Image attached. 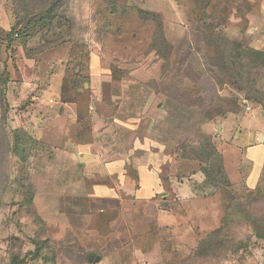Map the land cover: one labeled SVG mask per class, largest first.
Wrapping results in <instances>:
<instances>
[{"label": "rangeland", "instance_id": "374dc122", "mask_svg": "<svg viewBox=\"0 0 264 264\" xmlns=\"http://www.w3.org/2000/svg\"><path fill=\"white\" fill-rule=\"evenodd\" d=\"M26 1L0 0V264H13L15 257L21 264H264V165L257 185H247L249 149L264 150V58H244L242 49L264 53V0H172L176 26L184 32L177 45L167 40L164 16L149 10L154 0H63L58 16L67 19L56 32L60 37L38 35L25 50L24 40L14 36L7 47L5 34L27 7L51 0ZM92 53L115 78L131 82L127 95L142 99L139 106V100L119 105V129L95 131L100 123L94 112L111 109L95 103L103 94L91 85ZM178 96L194 107L169 110V101L178 108ZM74 109L86 114L81 134H92L98 145L117 133L127 135L130 147L135 128L156 142L154 125L174 128L173 147L160 145L159 170L167 185L158 202L161 210L184 214L190 231L151 224L144 209L130 206L119 226L127 230V244L113 237L87 246L78 234L51 226L62 206L79 203L71 197L108 183L118 171L95 174L78 155L62 152L76 151L73 142L62 141L69 123L63 116ZM99 151L111 159L109 149ZM129 176L137 179L133 168ZM183 186L192 194L185 201L179 200ZM104 215L95 217L97 227L109 231L119 217ZM214 231L218 236L209 241Z\"/></svg>", "mask_w": 264, "mask_h": 264}, {"label": "crops", "instance_id": "0c3cea01", "mask_svg": "<svg viewBox=\"0 0 264 264\" xmlns=\"http://www.w3.org/2000/svg\"><path fill=\"white\" fill-rule=\"evenodd\" d=\"M149 6L150 11H156L164 16V30L167 40L171 44L177 45L182 40L184 32L181 27L176 26L178 23H176L174 2L172 0H154V2L149 3ZM262 33H264V30H262ZM97 54L92 55L93 59L90 65L91 85L97 90V93L103 94V98L99 96L95 100L97 101L95 103L98 105L104 104L111 111L109 113H103L102 111L94 112V118L100 123H97V127L95 126V131L105 132L112 127L120 128L121 125L118 127L121 118L119 115V105H124L128 103L127 101L139 100V102H136L139 106L142 104V99H134L132 96L127 95L131 82L115 78L112 67H105L100 54ZM131 55L134 54L132 53ZM102 90L104 93L101 92ZM160 106L161 104H159ZM145 114L142 113L141 117L145 116ZM85 115L80 109H74L73 113L63 116L65 121H69L66 125L69 129L65 128L63 132V144L68 146L69 143L73 142V145H76V151L75 149L65 147L62 152L73 159L78 155L85 169H89L95 174H103L109 167L117 168L118 171L112 172L108 183L96 184L84 195L71 197V199L79 200V203L75 207L73 206L72 209L62 206L58 210L60 213L59 217L53 219L51 226L57 225L59 231L64 232V234H67V232L78 234V242L87 246L95 244L97 248L99 244H103L105 241L111 242L114 239L123 243V239H126L128 234H126V229L122 231L119 226L121 227L120 224L123 217L128 215L130 206L133 211L139 208L144 209L145 216L148 218L147 221L151 224L158 225L164 229L177 227L184 231L186 229L190 231L191 226L189 222H186L184 214L182 215L173 209L161 210L159 207L158 198L160 195L166 194L164 191L167 185L166 181L161 178V171L159 170V150L163 144L158 141L155 142L149 136H145L143 130L135 128L132 130L134 136L130 147L125 146L127 135L121 136L117 133L109 136L108 143L98 145L91 138L92 134L89 133L88 136L80 132L87 120L85 119ZM101 148L109 149V156L112 155L109 161H106L103 157H99L98 154L102 151H99V149ZM249 151L251 152L250 158L253 165L247 177V185L255 187L264 165V150L262 146L257 145L251 147ZM136 152H140L141 157L135 155ZM131 168L136 171L137 179L129 176V169ZM105 177H108V175ZM184 187L181 188L184 192L179 199L181 201H185L192 195L191 191ZM129 193H132L131 195L133 196L131 200L128 199ZM166 197L164 196V200L168 199ZM124 208L125 211L123 210ZM66 211L70 212L65 217ZM100 211L106 216L113 217L118 215L119 217L110 223L109 231H103L100 227H97V218L100 217ZM57 238L63 237L59 236ZM74 238L72 237L71 240L74 241ZM124 244L127 243L124 242ZM91 256L94 259V255ZM96 259L100 260V258Z\"/></svg>", "mask_w": 264, "mask_h": 264}, {"label": "trees", "instance_id": "16d2710c", "mask_svg": "<svg viewBox=\"0 0 264 264\" xmlns=\"http://www.w3.org/2000/svg\"><path fill=\"white\" fill-rule=\"evenodd\" d=\"M12 1H14V0H12ZM22 1H24L25 3L27 2L26 0H22ZM62 1L63 0H51L48 3L46 2L47 4H45V6L43 4L41 5L38 3L36 5V7H34V8L27 7L28 9L25 11L24 16L21 18H18L19 22L16 25L12 26V28L5 34L4 44L7 47H10L12 45V42L14 41V36L17 39L20 37L24 40V42H23L24 43V49L26 50V48H27L26 45H27L28 41L31 38H34L38 35H42V37H44V39L48 38L47 36L50 34H53L54 37H60L61 33L56 34V32L58 31V29H62L64 27V25H65L64 21L67 19V17H65L64 14L61 16H58L59 9H62V7H63ZM42 7H43V9H42ZM157 29L163 30V26L160 24L159 26H157ZM160 35L163 38L162 31H160ZM222 39L226 43V45H230L231 42L229 40H226L225 37ZM46 43L49 45L52 42L46 40ZM164 43H167V41L164 40ZM168 46L171 47L170 45H168ZM242 49L244 51V56H243L244 58H248L251 55L264 58V53H262V52H259L257 50L251 49V48H247V49L242 48ZM231 81H232L231 83L234 85H237V83H238V79H236V78H232ZM0 87H2V86H0ZM171 97L173 98V96L170 94V89H168L167 90V99L170 100V99H172ZM184 101H186L184 98H182L181 96L180 97L178 96L177 99L174 100V102H176V105L178 108H175L174 107L175 104H173L171 101H169L168 102V104H169L168 109L171 111L181 109L180 111L186 112L189 109H192L194 107V106L186 105L184 103ZM174 118H177V117L174 116ZM173 123H176V120H174ZM203 123H206V122L202 121V124ZM159 126H160V123H159ZM159 126H157L156 128H155V125L153 126V129H157V131L159 132V134H157L158 136L156 137V141H158L159 143H161L167 147H173L172 143H171V140H172L171 135L173 134V131H175L174 128L170 129V128L166 127V131H165L164 129H162V127L160 128ZM148 131L149 130H147V132ZM200 138H202V137H200ZM203 140L209 141L210 138L205 136V137H203ZM189 153H192L195 156L194 151L189 152ZM217 236H218V231H214L207 239L209 241H213V239L216 238ZM13 264H21V261L18 259V257L13 258ZM53 264H55V259L53 260Z\"/></svg>", "mask_w": 264, "mask_h": 264}, {"label": "water", "instance_id": "95a60500", "mask_svg": "<svg viewBox=\"0 0 264 264\" xmlns=\"http://www.w3.org/2000/svg\"><path fill=\"white\" fill-rule=\"evenodd\" d=\"M259 138L261 139L262 136L260 135ZM89 260H90V261L93 260V256H90V257H89ZM99 261H100L99 259H96V260H95V262H99Z\"/></svg>", "mask_w": 264, "mask_h": 264}, {"label": "built area", "instance_id": "2783aa9c", "mask_svg": "<svg viewBox=\"0 0 264 264\" xmlns=\"http://www.w3.org/2000/svg\"><path fill=\"white\" fill-rule=\"evenodd\" d=\"M243 104L244 105H247V101L246 100H243ZM247 110H250V107L249 106H247Z\"/></svg>", "mask_w": 264, "mask_h": 264}]
</instances>
